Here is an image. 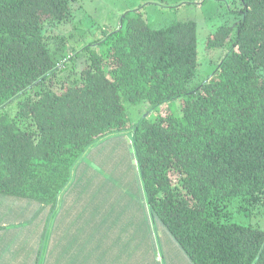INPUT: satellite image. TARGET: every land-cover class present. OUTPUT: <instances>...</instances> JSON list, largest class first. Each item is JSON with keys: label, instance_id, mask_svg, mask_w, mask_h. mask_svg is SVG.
Returning a JSON list of instances; mask_svg holds the SVG:
<instances>
[{"label": "trees", "instance_id": "1", "mask_svg": "<svg viewBox=\"0 0 264 264\" xmlns=\"http://www.w3.org/2000/svg\"><path fill=\"white\" fill-rule=\"evenodd\" d=\"M76 1L0 0V194L54 208L82 157L130 130L154 249L158 225L192 264H264V229L230 211L235 199L264 206V0H239L233 23L207 38L228 48L195 85L196 22L152 28L139 11L75 49L86 66L62 79L68 46L54 31ZM173 101L180 114L159 112ZM125 103L145 116L131 123Z\"/></svg>", "mask_w": 264, "mask_h": 264}, {"label": "rangeland", "instance_id": "2", "mask_svg": "<svg viewBox=\"0 0 264 264\" xmlns=\"http://www.w3.org/2000/svg\"><path fill=\"white\" fill-rule=\"evenodd\" d=\"M238 3L239 0H166L164 2L157 0H77L72 2L70 6L71 19L58 24L54 31L56 32L54 35L63 36L66 39L68 46V51L64 53L65 57H68L64 62L67 70L59 76L65 80H68L69 75L72 76L71 79L78 77L86 66V57L81 55L80 58L77 57L84 53L81 52L83 47L95 40L106 39L107 34L121 26L125 13L139 11L152 28H162L173 22H196L200 68H198V74L192 84H198L211 73L228 48L209 50L206 48L205 42L209 36H213L219 26L233 23L237 16ZM95 47L102 53L108 48L107 44L106 46L99 44ZM75 49L78 54L74 52ZM69 56H72L71 59ZM71 69L73 70L71 71ZM125 106L131 123H135L145 116V104L135 106L125 103ZM15 110L14 105L11 115L15 113ZM159 112L180 114V102L167 103L160 108ZM155 117L156 113L149 115L150 119ZM130 139V130L123 133H112L102 138L82 157L80 163L75 167L67 189L57 202L60 204V208L56 211L55 216L59 212L65 211L64 205L69 202L80 201L82 204H86L96 197L95 200L99 205L91 215H88L90 211L84 207L81 210V218L92 221L95 219V224L99 223L100 225L110 221L113 222L111 225L114 223V225H120L121 219L128 214L137 219L141 217L144 199L135 170V159ZM178 177L177 173H171V179L174 182ZM105 186H108L109 189ZM239 206V199H235L230 208L233 221L241 224H256L264 229V206L249 212L242 210ZM104 210L106 212H103ZM102 213L107 217L102 216ZM146 214L144 219L148 224ZM158 227L157 225V230H152L155 231V240H160L161 245L157 241V247L155 244L153 253H169L174 249L178 250L177 244L174 242L170 244V240L167 238L169 234ZM92 229L99 234L105 228L97 226ZM147 230L148 233H151L149 229Z\"/></svg>", "mask_w": 264, "mask_h": 264}, {"label": "crops", "instance_id": "3", "mask_svg": "<svg viewBox=\"0 0 264 264\" xmlns=\"http://www.w3.org/2000/svg\"><path fill=\"white\" fill-rule=\"evenodd\" d=\"M97 205L69 202L55 216L59 203L54 208L42 207L32 200L0 194V264H161L153 253L145 207L140 218L128 214L120 225H111L112 221L100 225L95 219L80 217L84 207L91 215ZM97 226L105 229L97 234L92 229ZM163 261L192 264L180 249L163 253Z\"/></svg>", "mask_w": 264, "mask_h": 264}]
</instances>
